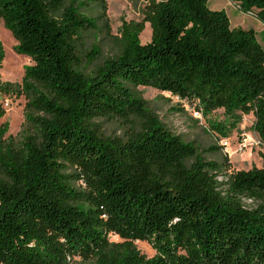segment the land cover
I'll return each instance as SVG.
<instances>
[{
    "label": "trees",
    "instance_id": "trees-1",
    "mask_svg": "<svg viewBox=\"0 0 264 264\" xmlns=\"http://www.w3.org/2000/svg\"><path fill=\"white\" fill-rule=\"evenodd\" d=\"M127 1L146 3L143 20L123 22L116 54L86 73L76 42L97 29L89 3L0 0L15 52L32 62L21 85L0 78V94L27 100L29 131L16 144L0 127V264H264V168L225 173L134 93L156 89L205 117L223 110L231 129L237 113L252 114L264 144L256 33L231 28L208 0ZM231 1L264 26V0ZM97 58L93 49L87 63ZM4 59L0 43V70ZM99 119L118 120L124 136L105 137Z\"/></svg>",
    "mask_w": 264,
    "mask_h": 264
},
{
    "label": "rangeland",
    "instance_id": "rangeland-1",
    "mask_svg": "<svg viewBox=\"0 0 264 264\" xmlns=\"http://www.w3.org/2000/svg\"><path fill=\"white\" fill-rule=\"evenodd\" d=\"M80 1L89 3L83 12L97 19V29L80 34L76 42L84 70L86 73H91L104 59L116 54L117 46L114 39L119 36L122 23L143 20L146 3L144 1L103 0L106 6V17L103 18L99 0ZM208 7L213 11L225 12L230 20L231 28L254 31L258 42L264 49V26L256 18L242 13L231 0H208ZM151 35L150 25L146 24L140 37L141 44H149ZM0 43L5 53L0 70L1 81L21 85L25 68L31 66L32 62L29 58L15 52L17 43L1 21ZM93 49L99 51V58L94 63L88 64L87 57ZM134 93L145 102L147 111L156 115L172 134L186 143L194 144L206 160L222 164L224 169H227L225 173L264 168V144L253 131L255 118L252 114L237 113L235 120H238V124L235 129H231L229 124L232 119H229L223 110L214 111L205 117L198 113L195 107L156 89L139 87ZM26 104L27 100L24 96L0 94V110L4 113L0 119V127L4 124L8 125L5 138L16 144H20L24 136L29 133L25 123ZM96 123L100 125L105 137H123L126 132L125 127L116 119H99ZM215 125L225 127L226 135L222 136L219 132L213 131L211 127ZM210 148L215 150L206 152ZM219 181L225 180L220 177ZM77 186L79 187V184ZM244 203L247 206L251 205L250 201L245 200ZM110 241L116 242L118 239L110 237ZM135 244L141 254L147 258L155 255L154 250L147 243L137 242ZM66 264L87 263L76 257L68 258Z\"/></svg>",
    "mask_w": 264,
    "mask_h": 264
},
{
    "label": "water",
    "instance_id": "water-1",
    "mask_svg": "<svg viewBox=\"0 0 264 264\" xmlns=\"http://www.w3.org/2000/svg\"><path fill=\"white\" fill-rule=\"evenodd\" d=\"M163 1H166V0H163Z\"/></svg>",
    "mask_w": 264,
    "mask_h": 264
},
{
    "label": "built area",
    "instance_id": "built-area-1",
    "mask_svg": "<svg viewBox=\"0 0 264 264\" xmlns=\"http://www.w3.org/2000/svg\"><path fill=\"white\" fill-rule=\"evenodd\" d=\"M199 113V112H198ZM198 115V114H197Z\"/></svg>",
    "mask_w": 264,
    "mask_h": 264
}]
</instances>
